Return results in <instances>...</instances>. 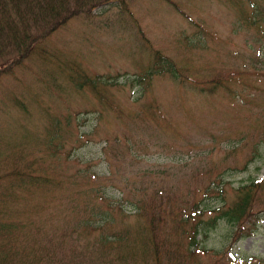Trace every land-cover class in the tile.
<instances>
[{"label": "rangeland", "instance_id": "1", "mask_svg": "<svg viewBox=\"0 0 264 264\" xmlns=\"http://www.w3.org/2000/svg\"><path fill=\"white\" fill-rule=\"evenodd\" d=\"M126 3L0 58V221L82 264H264V181L221 216L264 180V0Z\"/></svg>", "mask_w": 264, "mask_h": 264}, {"label": "trees", "instance_id": "2", "mask_svg": "<svg viewBox=\"0 0 264 264\" xmlns=\"http://www.w3.org/2000/svg\"><path fill=\"white\" fill-rule=\"evenodd\" d=\"M114 1L125 4V0H0V46H5L4 50L0 52V58L3 61L9 59L10 65L13 66L20 59H25L31 52L35 31H38V34L34 37V41L41 42L69 20L81 16L83 13L90 16L96 8ZM167 68L169 71L171 70L170 67ZM22 175L18 174L19 185L20 182H23L20 179L23 177ZM263 181L242 187V192L238 196L241 199L233 207L224 211L221 216L234 224L242 222L246 214L250 215L249 205L254 200L253 191L257 186L261 187L259 185ZM198 208L195 206L193 210H190L188 217L195 215L200 217L202 211H199ZM0 214L3 212L0 211ZM154 219L156 217L152 215L150 220ZM19 229L20 226L16 222L1 218L0 264H67L64 262L65 260L82 264L83 260L80 258L64 259L56 251H50L39 243L35 244L32 251L19 249L14 243V237ZM200 229L192 233L188 248H196L198 242L195 239L198 237ZM152 238L149 240H151L155 258H158L157 250L165 245L166 240L163 236L157 240L154 232ZM105 241L104 239L103 242Z\"/></svg>", "mask_w": 264, "mask_h": 264}]
</instances>
